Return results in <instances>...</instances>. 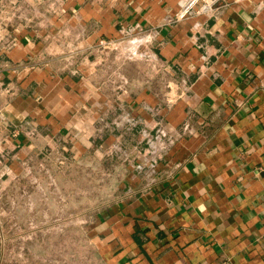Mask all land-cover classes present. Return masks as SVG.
<instances>
[{
  "label": "crops",
  "instance_id": "obj_1",
  "mask_svg": "<svg viewBox=\"0 0 264 264\" xmlns=\"http://www.w3.org/2000/svg\"><path fill=\"white\" fill-rule=\"evenodd\" d=\"M24 1L0 24V170H117L101 264H264V0L181 21L179 0Z\"/></svg>",
  "mask_w": 264,
  "mask_h": 264
},
{
  "label": "rangeland",
  "instance_id": "obj_2",
  "mask_svg": "<svg viewBox=\"0 0 264 264\" xmlns=\"http://www.w3.org/2000/svg\"><path fill=\"white\" fill-rule=\"evenodd\" d=\"M55 157L34 159L15 177L0 170V264H101L87 228L112 194L105 162L90 155L75 167L70 154ZM108 173L116 196L119 172Z\"/></svg>",
  "mask_w": 264,
  "mask_h": 264
},
{
  "label": "built area",
  "instance_id": "obj_3",
  "mask_svg": "<svg viewBox=\"0 0 264 264\" xmlns=\"http://www.w3.org/2000/svg\"><path fill=\"white\" fill-rule=\"evenodd\" d=\"M228 6L229 0H179L174 19L175 21H181L189 16L209 19L215 17ZM29 8V4L24 0H0V24L13 23L25 17ZM126 34L133 40L144 37V33L138 26L130 27L127 29ZM132 56L137 55L135 53ZM207 58V55L203 56V59L206 60Z\"/></svg>",
  "mask_w": 264,
  "mask_h": 264
},
{
  "label": "bare ground",
  "instance_id": "obj_4",
  "mask_svg": "<svg viewBox=\"0 0 264 264\" xmlns=\"http://www.w3.org/2000/svg\"><path fill=\"white\" fill-rule=\"evenodd\" d=\"M133 44L135 43V41L134 42H132ZM132 45V44H131Z\"/></svg>",
  "mask_w": 264,
  "mask_h": 264
}]
</instances>
